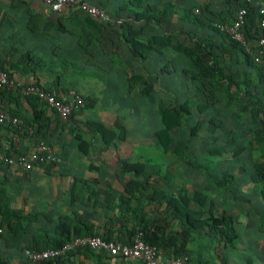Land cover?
<instances>
[{"label":"trees","instance_id":"trees-1","mask_svg":"<svg viewBox=\"0 0 264 264\" xmlns=\"http://www.w3.org/2000/svg\"><path fill=\"white\" fill-rule=\"evenodd\" d=\"M86 1L108 17L97 19L75 11L84 14L82 22L95 26L96 45H80L83 53L94 57L87 63L105 72L122 73L131 93L157 99L160 127L154 134L161 155L158 159L118 157L116 166L124 172L121 189H104L95 177L75 178L64 214H55L51 208L25 212L23 207L2 205L0 199V215L7 228L27 236L21 252L28 264H78L76 255L95 264H127L131 260L144 264L141 259L109 255L88 246H75L62 255L38 261L24 253L25 249L60 248L85 236L130 245L139 232L146 243L156 246L162 264L178 257H185L186 264H233L231 250L242 247L236 243L241 238L240 217H250L243 207L250 203L246 195L257 193V203L264 205V68L253 59L261 35V5L250 0H225L220 10H214L207 1H194L187 7L171 2L159 6L148 0ZM240 8L247 10L240 29L243 40L220 27L232 24ZM30 19L25 24L16 22V36L19 29H28V38L47 34L37 16ZM173 21L180 27L165 31L163 24ZM4 22L2 18L1 24ZM138 22L153 23L162 31L143 37L145 27L136 26ZM108 27L114 29L108 31ZM80 35L86 43L92 42L88 32ZM182 35L192 44H185ZM23 38L17 37L19 44L5 43L0 48V69L15 82L11 88L0 84V111L19 120L16 125L0 123V147L5 143L7 154H27L42 141L56 153L55 147L63 142L68 127L69 136L81 140L77 146L88 154L83 128L67 123L94 99L78 93L81 105L63 120L39 95L24 92L26 86L38 85L63 98L58 89L62 72L56 71L51 61L41 59L35 45ZM53 50H61V45ZM154 62L156 70L151 67ZM63 64L64 70L76 66L68 60ZM41 69L54 73L55 78L42 83L37 74ZM15 73L31 76L32 81L21 83ZM163 75L177 84L172 98L155 92L154 83ZM83 127L103 139L102 149H117L116 138L127 142L128 137L135 136L120 118L110 126L87 121ZM25 138L31 139L33 146L19 150L17 142ZM62 161H37L28 171L13 168L24 175L35 169L51 173ZM93 166L92 160L88 161L87 167ZM0 167L12 166L0 161ZM179 178L181 183L176 182ZM253 212L257 224L247 217L245 225L255 224L263 233L264 209ZM252 247L262 248L261 241Z\"/></svg>","mask_w":264,"mask_h":264},{"label":"crops","instance_id":"crops-1","mask_svg":"<svg viewBox=\"0 0 264 264\" xmlns=\"http://www.w3.org/2000/svg\"><path fill=\"white\" fill-rule=\"evenodd\" d=\"M148 1L159 6L171 2L179 4V7H187L189 3L194 1L201 3L207 1L215 6L214 10H220L225 5V0ZM250 1L259 5L264 4V0ZM75 11L77 9L64 7L58 12H52L40 0H0V48L5 43L19 44V41L16 40L17 37L20 38L21 35H24L26 37L23 38L24 42L35 45V52L41 59L51 61L53 68L62 72L58 89L64 98H72L80 93L87 94L94 99L91 105L83 108L82 111L80 110L67 123V125L73 127L77 124L83 128V132L85 131L83 139L89 143L85 145L88 154L83 153V150L79 149L77 143L81 142V140L78 141L74 137L69 136L68 127H66L63 132V142L61 141L55 147L56 155L63 161L60 166L55 165L51 169V173L35 169L24 175L13 167L7 169L0 167V199L1 204L4 206L7 203L12 208L23 207L25 212L51 208L55 214H64L67 212V204L71 195L70 189L75 178L87 179L95 177L100 180L98 185L104 189H121L122 182H124V172L119 171V167L116 166L118 157L124 158L131 155L158 159L161 155L162 149L156 142L154 134L155 130L160 127L157 99L151 100L131 93L133 91L128 89L122 73L105 72L87 63L88 61H93L94 57L90 53H83L84 51L80 45L82 47L84 44L89 47L96 45L95 26L88 22L86 25L80 18L84 14ZM124 13L129 15L128 12ZM33 15L37 16L42 25L41 29L47 34L28 38L31 34L28 29L26 31L19 29V36H16V22L25 24L31 20L30 18ZM73 15L78 16L72 18ZM57 16L60 21L57 20ZM2 18L5 20L4 25L1 24ZM113 26L116 28L115 24ZM136 26L145 27L143 37L159 30L162 31L160 27L149 22H138ZM179 27L180 25L175 21L163 24L165 31H172ZM109 28L112 27H108V31L110 30ZM84 31L88 32L89 37H91V39L89 38V42L92 41L90 44L86 43L87 39L80 35L84 34ZM181 40L185 44H192L187 41L184 35L181 36ZM57 44L61 45V50H53ZM55 52H57V55H54ZM131 54L134 55V52L132 51ZM67 60L75 62L76 66H68L64 70L63 63ZM151 67L154 70L157 69L155 62L151 64ZM141 72L138 70V73ZM37 74L42 83H47L55 78L54 73L50 74L46 69H41ZM14 77L21 83L32 81L31 76L26 77L19 73H15ZM176 88L177 84L168 75H163L158 82L154 83L155 92L167 95L169 98L174 96ZM147 106H153L154 113L152 118L146 115ZM118 118L121 119L123 124L124 120L126 121L128 128L134 131L135 136L128 137L127 142H124V138H116L117 149L113 148V146L102 149L103 139L99 135L95 137L91 131L92 129L89 130V128L83 127L87 121H101L110 126ZM201 134L204 135L203 133ZM32 146L33 144L29 138L20 139L17 142L19 150H29ZM90 160L95 166L87 167V163ZM117 172H120V175H116ZM177 180L176 182L181 183V178ZM249 226L250 228L254 227L256 231L255 224ZM26 237L18 236L15 232L8 229L3 217L0 215V264H28L26 257L21 252V249L26 245L24 242ZM251 243L247 241V248L251 247ZM243 249L244 247L242 246L237 250ZM255 249L252 247L249 250L251 255L255 253ZM260 249L261 254L264 255V247ZM235 253V260L231 257L232 263L239 264L236 262L239 259ZM248 258L251 259L250 257ZM248 258H246L247 261ZM74 261L78 262V264H95L90 258L81 255H76ZM127 264L142 263L139 260H131Z\"/></svg>","mask_w":264,"mask_h":264},{"label":"built area","instance_id":"built-area-1","mask_svg":"<svg viewBox=\"0 0 264 264\" xmlns=\"http://www.w3.org/2000/svg\"><path fill=\"white\" fill-rule=\"evenodd\" d=\"M52 11H60L64 7L71 9H79L86 12L90 16L97 19H108V17L96 6L91 5L86 0H41ZM259 27L261 35L259 38V48L253 54L254 61L260 63L264 68V4L260 7ZM246 8H240L236 14V19L232 24H221V29H225L232 37L243 40V35L240 31L242 24L245 21ZM110 20V19H109ZM0 84L6 85L8 88L15 86L13 79L9 78L7 73L0 69ZM26 93L39 95L47 104L56 110L59 116L66 120L68 115L74 108H77L82 103V98L79 96L70 99L57 98L53 94L44 90L38 85H29L24 89ZM19 123L17 117L10 116L4 111H0V123ZM7 144L3 143L0 147V161L5 162L12 167H17L20 170L28 171L34 167L37 161H59L60 158L56 155L54 149L45 142H39L37 148L30 153H14L7 154ZM75 246H88L97 251H102L109 255H121L132 259H141L144 264H162L163 261L158 253L156 246L146 243L141 233H137L132 244L113 240H104L99 236L77 237L72 242L66 243L64 246L56 249L31 250L25 249V255L32 261H38L46 258L62 255L66 250ZM167 264H186L185 257L168 259Z\"/></svg>","mask_w":264,"mask_h":264},{"label":"rangeland","instance_id":"rangeland-1","mask_svg":"<svg viewBox=\"0 0 264 264\" xmlns=\"http://www.w3.org/2000/svg\"><path fill=\"white\" fill-rule=\"evenodd\" d=\"M137 99V98H135ZM138 101V100H136ZM146 115L150 116V118L153 117V113H154V109H153V106L151 107H148L147 106V109H146ZM149 154V153H148ZM247 197L250 198V203L248 202L247 204H243V207H244V210H246V212H250L249 213V216H245L244 214L241 215V222L242 224L239 225V232H240V236L241 238L237 239L236 243L239 245V246H243L244 249L243 250H240L238 251L237 249H232L231 250V257L233 260H235V257H234V253L236 256H238V259L239 261H236L238 262L239 264H264V255L261 254V249H255V253L253 255H251V253L249 252L250 249H252V246L255 244V242H259L261 241V246L263 247L264 245V232H259V231H255L254 227L253 228H247L245 223H246V220H248V218L253 220V223L257 224V220L258 218L255 216L254 214V209H257V208H263L264 209V205L262 203L258 204V199H257V196L258 194L257 193H251V194H247L246 195ZM262 202V201H261ZM248 217V218H247ZM252 223V224H253ZM258 237V238H257ZM244 241V243L242 242ZM247 241L249 242H252V246L247 248ZM250 257L251 260L248 262L246 260V258Z\"/></svg>","mask_w":264,"mask_h":264}]
</instances>
